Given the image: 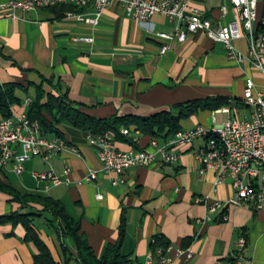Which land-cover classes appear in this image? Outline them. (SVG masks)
I'll return each instance as SVG.
<instances>
[{"label":"crops","instance_id":"crops-1","mask_svg":"<svg viewBox=\"0 0 264 264\" xmlns=\"http://www.w3.org/2000/svg\"><path fill=\"white\" fill-rule=\"evenodd\" d=\"M187 1L214 25L233 22L229 0ZM222 6L226 7L224 16L220 12ZM4 13L0 11V87H21L15 93L18 103L9 108L8 118L26 114L33 98L28 85L40 84L45 94H65L73 108L97 120L145 118L161 112L176 114L173 107L179 104L206 98L225 99L228 106L200 111L179 122L180 131L197 126L210 128L224 123L219 121L222 115L231 117L227 120L249 119L250 110L236 106L242 100L246 78H251L258 90H264L261 75L247 61L239 64L230 60L221 44L211 42L201 33L184 43L158 39L156 34L173 30V25L160 15L138 24L112 2L102 12L98 26L92 28L74 19H58L46 9L14 11V20L5 18ZM256 20L264 21V0H257ZM86 38H92V42L78 41ZM245 42L241 38L231 44L247 57ZM164 44L169 50L159 55ZM223 109L228 113H223ZM2 119L6 118L0 114ZM56 128L66 143L65 150L48 163L37 158L26 162L19 176L10 169L2 171L0 181L20 192L34 193L42 189V184L33 180L32 173L53 171L61 176L64 166H68V184L44 195L60 202L67 214L79 221L80 232L95 255L106 244L117 241L124 219L120 253L134 263H142L152 238L161 236L172 247L181 248L187 242L193 252L188 264H225L236 255L240 238L244 241L243 264H264V211H255L249 205H229L224 222H219L218 211L210 214L203 205L194 204L193 200L200 198L225 205L233 196L229 180L215 186L214 172L199 174L194 154L201 141L176 148L179 158L173 165L131 168L125 172L122 183L112 185L115 176L101 171L96 149L86 143L87 135L64 122ZM129 130L137 132L138 150L148 147L153 139L140 134L133 125ZM169 138L154 137L159 145ZM114 145L118 151L134 150L115 139ZM91 171L96 180L86 182L84 179ZM98 195L100 200L96 199ZM16 209L0 193V216ZM46 217L44 214L34 219V224L41 240L58 260L59 245L44 225ZM65 243L70 246L69 241ZM34 254L33 246L24 242L20 226L0 227V264H33Z\"/></svg>","mask_w":264,"mask_h":264},{"label":"built area","instance_id":"built-area-1","mask_svg":"<svg viewBox=\"0 0 264 264\" xmlns=\"http://www.w3.org/2000/svg\"><path fill=\"white\" fill-rule=\"evenodd\" d=\"M55 1H64V5L88 7L85 14L65 15L64 18L74 19L89 27L95 28L101 19L102 12L110 3H117L127 18L138 24H144L155 15L163 16L173 25L171 33H159L156 37L166 43H184L190 36L203 34L216 44H221L230 60L239 64L247 61L262 77L264 89V27L261 39L252 38L254 20L256 18L257 0H229L233 11V22L226 26L214 25L189 6L187 0H0V11L4 17L14 20V11L29 13L30 5L55 6ZM221 16L226 14V7L220 8ZM245 38L248 43V56H244L232 46V41ZM77 41V40H75ZM91 43L92 38L78 39ZM169 50L164 44L159 55ZM243 105L250 110L247 120H227L210 128L197 126L189 130L178 131L169 140L159 145L151 139L148 147L140 150L118 151L114 138L108 133L86 136L88 146L96 149L101 171L114 175L111 184L123 182L126 171L131 168H148L154 165H173L179 156L176 148L189 146L194 141H201L200 146H207L206 155L194 154L198 163V172L203 175L207 171L216 174L215 186L229 180L233 196L223 205L218 200L195 198L194 204L203 205L210 214L219 212V219L225 220L222 212L229 205H249L255 211H264V90H258L251 78H246L243 89ZM29 102L26 101L25 105ZM223 113H228L223 109ZM205 129L223 131L224 144H215L212 139L204 138ZM120 134L136 142L137 132L121 129ZM66 149L64 140L56 137L41 136L37 122L30 121L25 113L16 118L0 120V172L10 169L19 176L24 164L32 159H40L48 163L50 159ZM71 152L75 149L70 148ZM70 169L64 166L62 175L53 171L32 173L31 177L42 184V195L51 189L68 184ZM86 182H94L96 174L88 172ZM97 200L101 196L96 197ZM264 240V235H263ZM244 241L237 242L236 255L231 256L234 264H243L242 248ZM193 252L188 248H158L148 251L142 263L127 260L126 264H188ZM215 264H221L216 262Z\"/></svg>","mask_w":264,"mask_h":264},{"label":"trees","instance_id":"trees-1","mask_svg":"<svg viewBox=\"0 0 264 264\" xmlns=\"http://www.w3.org/2000/svg\"><path fill=\"white\" fill-rule=\"evenodd\" d=\"M56 18L64 15L82 14L88 11V7L77 8L71 5H57L46 8ZM67 13V14H66ZM33 91L32 102L30 103L26 116L30 121L37 122L41 136H54L62 139L57 125L66 123L78 130L83 135L98 136L108 133L115 140L122 141L134 150H138L130 138L120 134L121 129H128L135 126L136 131L144 136L154 138L163 135L165 138L172 137L180 131L179 122L185 120L197 112L216 111L228 106V102L221 98H206L179 104L173 107L176 114L161 112L156 115L136 118H112L108 120L94 119L84 112L72 107L66 99L65 94H45L41 85H28ZM21 87L16 84H6L0 87V114L3 118L9 117V108L18 103L16 91ZM238 107H245L242 102L236 104ZM132 133L133 131L130 130ZM0 193L8 198L9 203L14 204L17 209L0 216V227L9 225L12 229L20 226L24 232V242L29 243L35 249L32 256L33 264H126L127 259L120 253V245L125 234V222L121 220L118 229L117 241L114 244H106L99 255H95L88 246L85 236L80 232L79 221L74 220L67 214L60 202L36 193L20 192L9 183L0 181ZM224 210L222 214H225ZM43 219L47 230L56 238L59 245V259L56 260L48 246L41 240L39 230L34 224V219ZM219 222H224L218 219ZM70 242V246L66 245ZM187 244V242H184ZM182 244L181 248H188ZM168 242L161 236L152 238L149 244V251L158 248H166ZM225 264H234L229 258Z\"/></svg>","mask_w":264,"mask_h":264},{"label":"bare ground","instance_id":"bare-ground-1","mask_svg":"<svg viewBox=\"0 0 264 264\" xmlns=\"http://www.w3.org/2000/svg\"><path fill=\"white\" fill-rule=\"evenodd\" d=\"M57 5H64V1H55V6ZM46 8H50V7L48 5H30V12L37 11L40 9H46ZM77 8H83V7H77ZM72 15H75V14H72ZM263 27H264V21L262 20L260 22H257L255 18L254 30H252L253 39H261V35L263 34ZM241 102L243 104V97H242ZM204 138L212 139L215 144H224L223 131L219 129H205ZM206 153H207V146H199V148L196 149L195 151V154L197 155H206ZM33 192L36 194L42 193L41 191H33Z\"/></svg>","mask_w":264,"mask_h":264},{"label":"rangeland","instance_id":"rangeland-1","mask_svg":"<svg viewBox=\"0 0 264 264\" xmlns=\"http://www.w3.org/2000/svg\"><path fill=\"white\" fill-rule=\"evenodd\" d=\"M245 43H246V42H245ZM246 52H247V53H246ZM245 54H248V46H247V43H246V51H245ZM242 114H243V113H242ZM244 114L247 115L246 110H244ZM241 116H242V115L240 114L239 118H241ZM228 118H231V117H229V116H227V115H222V116L219 117V121H221V122H222V121L226 122Z\"/></svg>","mask_w":264,"mask_h":264}]
</instances>
